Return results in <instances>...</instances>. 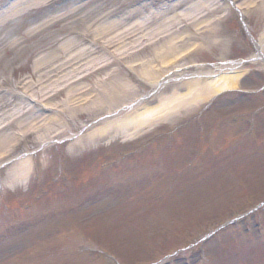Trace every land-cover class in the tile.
I'll return each instance as SVG.
<instances>
[{"label": "rangeland", "instance_id": "1", "mask_svg": "<svg viewBox=\"0 0 264 264\" xmlns=\"http://www.w3.org/2000/svg\"><path fill=\"white\" fill-rule=\"evenodd\" d=\"M10 1L0 2V8L9 4ZM133 1L135 0H75L73 3H60L50 7L52 10H47L36 17L27 19L25 15V18L21 17L22 19L13 22V25H8L9 21L14 19L13 17H8L0 22V121L5 119L6 115L16 114L19 110H22L17 101L11 99L14 92L19 90V87L25 86L30 89L34 88L37 91L42 88L43 91H46L45 87L49 88L54 85L59 77L55 76L50 81L45 80L44 83H39L37 77L40 74L47 73L57 65L63 64L64 60L71 57V55V58L77 57V53L82 51V46H79L81 40L76 39L75 35L85 33L90 26L94 30L100 27L101 34L104 33L107 42L108 39L119 37L118 34L123 33L118 38L122 45L128 44L130 41L136 44L144 41L142 43L144 46L151 45L154 42H163L164 48L170 45L169 52L172 54V58L165 62L163 67H166L175 55L182 51L188 52L189 47L195 42L196 39L193 40V37L196 36L194 30L197 29L190 26L194 23L193 17L195 15L197 16L196 20H200V22L206 19V25L211 19L212 22L215 21L214 17L224 15V10L215 9L213 0H185L180 6L171 4L172 0H158L165 4L170 3L168 6L170 10L165 14H155L158 11L159 2L157 1L147 4L139 10L132 11L130 8ZM204 1L206 3L203 5ZM196 2L200 4V8L196 13L192 11V13H189L190 15L178 17L183 11L191 9ZM248 4H256L257 7L250 10L249 14L246 15L233 12L234 18H230L231 20L223 25H218L219 46L216 47L217 49L213 47L212 49L200 50L190 59L185 61L182 59L180 65L172 66V61L169 66L171 67L170 70L152 80V83L155 80L159 82L169 73H173L169 78L172 82L168 84V89L174 88L173 78L196 74L200 71V68L197 67L199 64L219 65L221 64L220 61L233 63L234 61L253 58L257 54L256 40L260 39L261 34L264 32V14L260 9V5L264 8V0H242L239 3L243 7L245 5V8ZM26 10L23 9L18 16L25 14L28 11ZM211 10L214 11L211 12ZM112 13L116 17L108 18L109 14ZM122 13H124V16L130 14L127 20L118 23L115 31H106L109 23L119 19ZM156 20L158 22L153 24ZM202 28H204V24ZM64 47H66V51H62ZM153 50L155 49H144L138 58L139 60H153L154 67L160 71L163 68L161 65L163 62L154 60L155 53ZM74 53L76 54L74 55ZM38 62L40 64L46 62L41 67L40 73L36 70V63ZM71 65L69 64V68ZM245 66L249 69H258L262 68L264 63L256 60V63H248ZM82 68L73 73L72 77L83 73L85 68L83 70ZM208 69L209 67L206 68V70ZM52 73L49 74L55 75V73ZM251 79L253 80L251 83L245 82L242 85L251 88L264 86L263 78L251 76ZM134 84H137V91L130 96L129 94L126 95L125 100L127 102H123L121 106L117 105L110 113H108L107 108L98 116L108 117L113 112H119L120 110L123 112L131 102H137L147 94L151 95L155 92L147 84L141 82ZM85 85L94 86L93 81H89ZM40 93L46 94L47 91ZM63 95L52 98V102L63 105L65 101V95ZM260 102L263 101L258 99L247 101L239 100L237 97H229L219 105L220 109H218L214 118L216 115L225 119L233 117L237 121H235L236 123L231 122L230 125H219L221 131L217 132L215 136L211 134L212 140H210V143H215L216 146L213 145L212 151H210L211 154L205 156L202 167L189 169V165L196 154L192 151V148L188 149L180 145L172 150L174 152L171 158L172 161L169 160L168 151H164L160 155L149 156L148 160L153 161H145L147 158L142 159L143 173L146 174H141L140 178H137L138 181L129 178V180L119 183L114 182L113 188L108 187L111 186V182L99 188V183L95 184L93 187L97 188V191L103 190L106 193L102 195L97 192L92 195L97 202H100L96 208L98 211L91 208L70 217H59L61 213L71 214L67 213V209L70 206L77 205L75 203L80 200L79 198L87 197L91 193L83 191L76 192V198H71L72 200L68 202H65V197L58 198L59 206L53 208V205H51L45 211L46 215L41 218V222L36 219L31 220V217L29 220L21 221V217H18L17 213L6 219L1 213L0 264H24V259L28 262L33 261L29 252H25L26 250L22 257L12 258L20 247H24L22 246L24 243H26V247L33 241L37 243L41 253L40 257L43 259L44 253L49 250L54 255L60 254L61 251L67 249L69 244L67 240L70 237L74 238L73 235L78 237L82 234L86 235L88 239H90L88 236L92 235V240H94L96 239L94 236L103 233L104 235L101 234L100 244H95L102 247L104 251L115 254L118 258L120 257L125 264L145 263L152 255L161 257L169 251L194 245L202 231L205 232L217 220L228 219L232 215L231 210L240 213L248 210L249 205L264 200V118L262 121L252 123L247 121L251 117V112L258 107ZM197 109V107H194L190 110L180 111L164 122H159L156 125L157 127L146 128L134 138L144 136L138 142H145L157 137V143L161 138H165L162 133L173 129L177 124L191 117H195L198 114ZM88 118L89 116H85L83 121L72 122L69 127H64L60 123H52L49 131L52 130L48 132V135L59 136V139L79 135L83 131V126H87L89 122L95 120V118ZM208 118L213 120L212 114ZM36 119L38 118L34 117L28 122ZM250 124L260 128L259 134L254 137L256 139L251 140L252 143L249 145L237 147V150L242 147L239 152L236 149H233L234 152H223L222 145L226 144L227 140L232 139L233 136L242 135V131L248 129ZM43 134L36 130L35 134L23 145V148L28 151L39 149L44 141ZM159 134H162V136H159ZM120 141H126L123 135L109 142L107 141L103 145L107 149L113 142L118 145ZM100 146L92 145L87 152H93ZM21 155L19 148L18 152L12 157L3 159L0 162V167H6L5 169H7ZM213 158H215L214 161H210ZM90 159L91 155H89ZM157 160H163L160 163L161 167L158 166ZM8 162L9 165H7ZM147 169L153 172L148 173ZM178 170L182 172L179 174L176 172ZM140 172L141 170H139ZM66 173L68 175L76 174L78 183L73 189L75 191L77 188H79L78 190L81 189V184L87 181L86 179L89 177L91 178L94 171L77 167L74 172L69 170ZM181 174L184 176L182 177ZM164 177H167V182L168 177L170 178L169 181L176 182L179 193L174 195L175 198H169L162 205L165 206L163 209L157 210L151 204L145 205L155 196L156 192L161 189L165 190L166 184L161 181ZM2 180H4V175ZM82 180L85 181L82 182ZM58 185L59 188L66 189L63 182ZM108 188L112 190L108 191ZM112 192H115L116 196H111ZM60 194L63 195L62 192ZM74 196L75 193L72 194V197ZM103 208L108 210L104 215L105 217L99 219V214L102 215ZM113 216L115 217L114 221H112ZM13 222L15 225L32 223L27 226L29 229L21 233V239L17 242L5 239L13 229V226L10 227L9 223L13 224ZM257 222L264 225V215L257 217ZM90 229L94 230L92 234H90L92 232L89 231ZM233 237L235 236L227 234L209 246L211 264H264V240L260 239L251 243L247 236L236 239ZM185 260L188 262L187 264H200L199 251L187 253ZM68 261L70 262L68 264H104L105 257L94 259L86 254L80 257L74 254L68 259L55 260L56 264H64ZM39 264L46 263L40 260ZM175 264H179V262Z\"/></svg>", "mask_w": 264, "mask_h": 264}, {"label": "bare ground", "instance_id": "2", "mask_svg": "<svg viewBox=\"0 0 264 264\" xmlns=\"http://www.w3.org/2000/svg\"><path fill=\"white\" fill-rule=\"evenodd\" d=\"M42 1H46V0H31L28 3V6H33L36 3H40ZM11 9H9L8 12L6 13L7 17L13 16V15H16V13L19 14V12H22L20 9L19 10L18 9L11 10ZM262 13L264 14V8H262ZM199 37L200 36H196V38H199ZM115 43L119 46V40L116 37H115L114 42L111 40V44L115 45ZM130 45H133V43H130ZM161 47L162 45L158 48H155L153 52L155 53V57L157 58V60H161L163 62L162 64H164L165 62H167L168 59L170 60V58H172L171 56L172 54L168 51V49H171V48L169 45L167 50L165 49L159 50ZM257 47L258 49H260L261 55L263 56L264 35L260 39V42L257 44ZM120 48L123 49L122 47ZM160 51H164V52L161 53ZM141 63L143 66V68L140 69L141 75H142L141 79L143 80H147V78L153 79L155 78V76H157L156 73H158V71L153 70L151 68L152 65L151 66L148 65L147 67H144L145 60ZM211 74L212 73L207 74V75H211ZM44 76H48V74L47 73L42 74V77ZM243 76L244 74L230 76L229 73H227V74H221L220 76L215 77L214 79L206 82L202 86H198L194 84H187L188 91L185 95H181L178 97L175 96L173 98L163 96L162 101L158 105L147 108L146 110L142 111L138 115H133V117L129 118L127 121L123 122L122 124H118V125L113 124L115 128L111 126L104 130H99L97 134L94 133V136L101 137L111 131L114 132L113 134H116L118 127H124L123 129L125 131H128V135H132L135 132H139L143 130L142 128L146 126L148 127L150 124L156 121H159V119H163L168 114H173L175 112L181 111L182 109L186 108L188 104H200L201 102H204L207 99V97H209L210 95L214 93L220 92L225 89H232V88L238 87L240 84L241 78ZM44 78H47V77H44ZM112 78H110V80ZM39 81H42V79ZM130 83H131V79L129 77L128 78L124 77L123 72H120L119 76L117 78H114V81L111 82V85H110L112 86L111 89H107L106 87H104V85L98 86L99 90H98L96 101L85 102V103L82 102L83 104H81L80 108L73 107L75 104L76 98L74 97L73 91H69L68 97L64 101L65 107L69 108V110L71 111L72 117L75 119L74 121H77L78 115H82L85 113H87V115L89 116L94 115L103 108L105 103H108L106 101L107 98H109L110 96H116L120 92V88L125 91L126 89H128V86ZM109 104H111V102Z\"/></svg>", "mask_w": 264, "mask_h": 264}]
</instances>
